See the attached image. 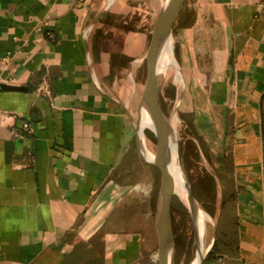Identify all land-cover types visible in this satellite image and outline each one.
I'll list each match as a JSON object with an SVG mask.
<instances>
[{"label": "crops", "instance_id": "obj_1", "mask_svg": "<svg viewBox=\"0 0 264 264\" xmlns=\"http://www.w3.org/2000/svg\"><path fill=\"white\" fill-rule=\"evenodd\" d=\"M187 1L177 111L234 238L219 264H264V0ZM105 2L0 0V84L26 88L0 90V264H141L139 239L115 230L134 133L96 66Z\"/></svg>", "mask_w": 264, "mask_h": 264}, {"label": "rangeland", "instance_id": "obj_2", "mask_svg": "<svg viewBox=\"0 0 264 264\" xmlns=\"http://www.w3.org/2000/svg\"><path fill=\"white\" fill-rule=\"evenodd\" d=\"M163 1H111L112 4L104 13L99 28L96 30L97 38L93 50L100 79L111 91L121 96L122 102L133 117L136 115L141 89L145 81L144 54L149 42L153 19ZM193 16L194 11L190 2L185 0L176 18L174 31H177L181 25L182 27L188 26L190 23L188 21H191ZM171 42L172 57L179 65L180 78L183 80L177 46L172 37ZM136 60H139L138 65H134ZM169 81L160 90L159 103L164 115L174 123L182 165L196 203L214 221L208 226V243L212 249L203 264H219L227 255L225 251L234 247V238L231 234L225 235L221 229L222 226L219 225L220 213L217 217L215 214L219 194V190L215 187L216 177L211 172L209 163L207 165L208 161L202 154V144L199 139L195 138L194 128L188 123L184 112L180 109L175 114L173 112L177 92ZM175 115L180 120L178 124L174 121ZM143 133L145 143L149 150L153 151L155 145L153 135L147 129ZM129 159L128 175L125 174L129 179V185L121 190L128 195L126 201L128 203L120 207L123 208V214L119 213V218L116 215L115 230L124 231L121 233L127 234L134 233L143 251L141 264H155L150 262V258L156 254L157 250L153 211L159 181L158 171L143 162L135 147L133 136ZM171 224L175 241V264H191L195 251L191 222L186 207L176 196L171 203ZM227 232H232V230Z\"/></svg>", "mask_w": 264, "mask_h": 264}, {"label": "water", "instance_id": "obj_3", "mask_svg": "<svg viewBox=\"0 0 264 264\" xmlns=\"http://www.w3.org/2000/svg\"><path fill=\"white\" fill-rule=\"evenodd\" d=\"M184 1L185 0H166L164 6H161L156 12L152 23L149 42L144 54L146 75L135 117L132 116V113L124 104L122 105L124 113L133 130L135 147L139 156L146 165L156 168L159 172V184L154 198L153 211L154 231L157 240L155 264H175V241L171 224V203L174 196H176V186L174 185L173 176L169 169L171 157L173 155L175 156L179 171L184 178L187 191L189 205L188 207L183 205L186 207L190 218L195 248L191 264H203L212 249V246L209 244L205 251L199 248L196 214L197 207H200L196 203L182 165L181 152L173 126L174 123L169 121L164 115L159 103L161 87L159 85V76L157 72L158 64L165 46L171 42L172 27ZM110 5L105 6L104 10H107ZM25 89L26 88L22 86L0 84V90L3 91H23ZM180 99L181 95L178 96L176 94L175 106L173 107L174 114L178 112ZM143 112L147 114V121L149 124V127L145 129L149 130L154 137L155 145L153 151L149 150L145 143L143 133L145 129H141L140 120ZM174 121L177 124L180 121L177 119L176 115ZM219 201L218 199L215 208L216 217L220 211Z\"/></svg>", "mask_w": 264, "mask_h": 264}, {"label": "bare ground", "instance_id": "obj_4", "mask_svg": "<svg viewBox=\"0 0 264 264\" xmlns=\"http://www.w3.org/2000/svg\"><path fill=\"white\" fill-rule=\"evenodd\" d=\"M111 1L113 2L114 0H106L105 6L110 5L112 3ZM165 3H166V0L163 1V4L161 6H164ZM172 47L173 46H171L170 42L167 46H165L161 54V58L159 60L157 72L159 76L160 87L162 88L170 80L169 82L173 84V86L176 89L177 95L179 96L183 88V80H181L180 78L179 65L177 61L172 57L173 55ZM138 63H139V60H136L135 65H138ZM140 124H141V129H145L149 127V124L147 121V114L145 112H143V114L141 115ZM169 169L173 176L174 185L176 186L175 188L176 197L181 201L182 204L188 207L189 204H188L187 191L185 187L184 178L182 177L179 171L174 155L171 157ZM196 219H197L199 248L200 250L205 251L206 247L209 244L208 243V226L210 224L212 225L213 221L210 219L209 215H207L204 211H202L198 207H197Z\"/></svg>", "mask_w": 264, "mask_h": 264}, {"label": "built area", "instance_id": "obj_5", "mask_svg": "<svg viewBox=\"0 0 264 264\" xmlns=\"http://www.w3.org/2000/svg\"><path fill=\"white\" fill-rule=\"evenodd\" d=\"M37 93L38 94H40V95H43V96H49L50 95V92H49V90H48V85L46 84V82L44 81V82H42L38 87H37ZM22 127L24 128V129H29V125H28V123H26V122H24L23 124H22Z\"/></svg>", "mask_w": 264, "mask_h": 264}]
</instances>
